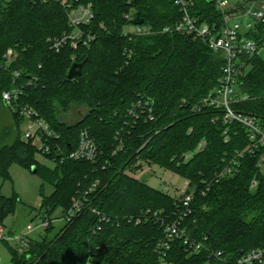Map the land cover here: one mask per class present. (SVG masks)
<instances>
[{"label": "trees", "instance_id": "obj_1", "mask_svg": "<svg viewBox=\"0 0 264 264\" xmlns=\"http://www.w3.org/2000/svg\"><path fill=\"white\" fill-rule=\"evenodd\" d=\"M80 2L93 4L95 17L84 28L96 38L89 45L75 48L67 43L55 51L52 41L71 29L61 5L0 0V104H4L2 92L14 85V71L21 72L20 84L33 78L22 102L36 108L61 135L58 141L66 153L76 148L81 131L89 128L102 152L100 162L62 160L54 152L50 157L56 161L55 168L39 163L37 147L22 138V121L11 111L15 137L11 144L0 147V176L10 178L13 163L31 170L35 167L54 187L49 195L43 193L41 209L49 217L57 209L63 215L85 188L99 181L91 197L97 196L95 204L101 211L137 216L151 209L174 219L179 204L173 196L125 172L144 162L155 164L201 187H206L203 180L211 183L205 194L197 193L192 212L184 220L192 238L204 247L191 253L183 241H173L165 258L168 264H232L243 252L264 247L261 151L238 156L251 143L247 129L237 121L225 124L218 110H193L219 85L221 52L181 33L133 38L122 34L124 14L132 9L140 11L155 29L174 23L180 11L173 0ZM197 2L193 13L203 18L218 15L205 0ZM247 35L260 40L263 47L264 22L258 24L257 34L250 31ZM10 47L17 49L18 57L6 66ZM126 49L134 52L129 62ZM74 63H82V74L69 77ZM250 63L239 82L240 92L248 98L234 107L256 115L264 130V53L253 56ZM147 97L155 101V118L142 115L128 129L129 110ZM73 103L85 105L89 111L76 124L66 125L57 115L60 108L68 110ZM117 135L124 137L125 146L114 155ZM203 138L207 140L203 151L186 162L180 159ZM234 159L239 161L237 172L214 181L215 174ZM255 178L258 184L252 187ZM19 201L17 194L6 197L0 193V224ZM54 230V224L44 229L40 238L31 240L27 252L10 247L13 264H161L157 246L164 229L154 220L138 225L104 223L98 230L96 215L85 212Z\"/></svg>", "mask_w": 264, "mask_h": 264}, {"label": "built area", "instance_id": "obj_2", "mask_svg": "<svg viewBox=\"0 0 264 264\" xmlns=\"http://www.w3.org/2000/svg\"><path fill=\"white\" fill-rule=\"evenodd\" d=\"M40 3H58L67 12L70 31L64 33L61 37L52 41L51 48L60 51L67 43L73 47L78 45H89L96 38V34L86 30L84 27L91 24L95 14L92 3H82L80 0H33ZM131 0H129L130 2ZM218 10V15H208L207 18L193 13L197 9V0H173V3L180 11L179 18L172 24H167L160 29L146 22L136 23L134 13L137 10L124 14V25L122 34L133 38L136 36H146L155 33H181L191 37L194 40L203 41L210 49L220 51L223 57L222 74L219 78V85L211 90L198 104L193 108L195 112H204L212 108L218 110L220 118L225 124H231L234 121L241 123L249 134L251 143L244 151L238 152V156H243L245 151L252 154L259 150L258 161L259 171L264 174V130L261 127L260 120L256 115L237 110L234 105L241 100L248 98L247 95L240 92V77L246 73L250 67V60L256 54H259L263 47L260 40L247 35L248 32L258 33V24L264 22V0H205ZM133 50L126 49L125 55L127 62L133 57ZM18 57L17 49L10 47L5 54V65L13 63ZM14 85L11 89L2 92V100L9 109L16 113L22 122H25L24 137L25 141H31L37 147V155L56 164L50 155L57 153L60 158L74 160H88L93 164H98L101 159V149L97 144L95 136L89 128H85L80 133V141L76 148L65 152L59 143L60 134L40 115L39 111L28 103H23L26 85H33V78L28 79L26 84H20V71H14ZM154 99L142 98L128 112L126 126L133 127L137 125L142 115H147L149 119L155 118L153 112ZM219 115L214 117L217 120ZM117 145L113 150L115 155L125 146V140L122 135H117ZM227 140V137H226ZM148 142V141H147ZM207 146V140L201 139L194 149L185 151L180 155L184 162L190 160L196 153L203 151ZM40 160V159H39ZM41 161V160H40ZM156 166L155 164H151ZM239 161L233 160L219 170L214 177V181L230 177L238 170ZM106 165L103 166L105 168ZM153 169V168H152ZM151 169V170H152ZM171 174H174L170 171ZM213 182V181H212ZM206 187H201L196 182L185 179L182 188L176 187L175 199L178 202V215L171 219L163 214V211H152L151 209L142 211L135 215H109L99 209L95 204V199L91 197L96 190L99 181L92 186L85 188L75 200L74 204L67 212L58 218L49 216L41 217L37 223L32 224L30 231L38 228L46 229L55 221L63 223L72 221L75 217L85 212H91L97 217V229L100 230L104 223H114L117 226L123 222L134 223L136 225L147 220H154L164 229V237L158 242L157 252L159 253L161 264H168L166 261L167 251L170 249L173 241L181 240L189 252H198L204 246L201 242L192 238L187 228L184 226L185 217L192 212V204L198 192L205 194L210 188L211 183L206 180ZM258 184L255 178L252 181V187ZM30 234L25 236L16 235L21 246L28 245ZM7 235L4 228H0V239L5 240ZM216 256L219 253H215ZM232 264H264V247L255 248L243 252L240 257Z\"/></svg>", "mask_w": 264, "mask_h": 264}, {"label": "rangeland", "instance_id": "obj_3", "mask_svg": "<svg viewBox=\"0 0 264 264\" xmlns=\"http://www.w3.org/2000/svg\"><path fill=\"white\" fill-rule=\"evenodd\" d=\"M2 5H4V3ZM262 52L264 53V43ZM249 69L250 67L246 69V72ZM88 111L89 109L85 105L73 103L69 106L68 110L63 111V109L60 108L57 118L66 125H74L79 122ZM20 130L22 138L25 139L23 134L25 122L21 123ZM14 134V118L11 110L5 104H0V147L11 144L15 137ZM40 160L39 163L55 168V163L46 160L44 157H40ZM125 172L156 189L170 194L174 198L177 195L176 187L182 188L185 183V179L179 175L175 173L171 174L169 170L145 162L139 168L131 169L128 167ZM10 176L11 177L7 179L0 176V193L6 197H12L17 194L20 201L17 203L15 211L6 215L3 219V223L0 224V228H4V233L7 235L5 240L0 239V264H13L10 247L20 253L27 252L31 240L33 238H40L41 234L44 233V228L30 231V227L32 224L37 223L41 217L46 215L45 209H41L43 193L49 195L54 189L53 185L45 181L40 173H36L29 167L20 163L12 164L10 167ZM60 216H62V210L57 209L52 213L51 217L58 218ZM62 224L63 222L61 221H55V230L53 233L59 230ZM9 230L15 231L18 236H25L29 233L30 236L27 237V247L25 246L23 248L17 238L9 237Z\"/></svg>", "mask_w": 264, "mask_h": 264}, {"label": "water", "instance_id": "obj_4", "mask_svg": "<svg viewBox=\"0 0 264 264\" xmlns=\"http://www.w3.org/2000/svg\"><path fill=\"white\" fill-rule=\"evenodd\" d=\"M134 20L136 23H143L144 22V18L141 16V12L140 11H136L134 13ZM82 63H74L71 68L69 69V73H68V76L69 77H73L74 75L76 74H79L81 75L82 74ZM36 168L33 167L32 171L36 172ZM8 236L13 238L16 236V232L15 231H12V230H9L8 231Z\"/></svg>", "mask_w": 264, "mask_h": 264}, {"label": "crops", "instance_id": "obj_5", "mask_svg": "<svg viewBox=\"0 0 264 264\" xmlns=\"http://www.w3.org/2000/svg\"><path fill=\"white\" fill-rule=\"evenodd\" d=\"M37 159L39 160V159H40V157H38V156H37ZM44 163H45V162H44Z\"/></svg>", "mask_w": 264, "mask_h": 264}]
</instances>
